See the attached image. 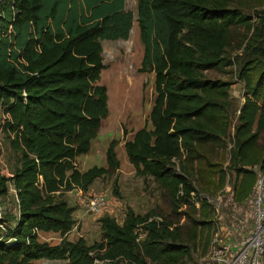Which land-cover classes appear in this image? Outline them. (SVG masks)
<instances>
[{
  "label": "trees",
  "instance_id": "1",
  "mask_svg": "<svg viewBox=\"0 0 264 264\" xmlns=\"http://www.w3.org/2000/svg\"><path fill=\"white\" fill-rule=\"evenodd\" d=\"M126 3L0 0V133L21 154L12 175L0 173V197L12 185L17 205L12 220L0 218V264H186L210 248L216 209L205 195L216 181L223 187L233 172L242 201L264 175V0H137V18ZM135 21L141 70L154 72L156 96L149 124L125 139V151L167 193L171 212L129 207L122 223L100 218V241L70 240L75 207L65 193L86 192L120 167L116 141L108 168L81 171L77 159L109 111L102 41L129 39ZM240 29L242 51L232 60ZM233 61L244 85L238 107L234 83L207 76ZM41 232L61 241H41Z\"/></svg>",
  "mask_w": 264,
  "mask_h": 264
},
{
  "label": "rangeland",
  "instance_id": "2",
  "mask_svg": "<svg viewBox=\"0 0 264 264\" xmlns=\"http://www.w3.org/2000/svg\"><path fill=\"white\" fill-rule=\"evenodd\" d=\"M127 8L132 10L137 18V0H127ZM250 13H254L250 11ZM127 40H104L103 62L100 84L108 92V114L102 120L98 135L92 140L91 150L78 157V168L85 171L98 165L109 167L107 162V148L116 141V154L120 161L119 169L111 170L108 174L98 178L86 192L73 190L65 193V199L70 206L75 207L74 219L76 224L70 231L68 238L77 240L84 237L89 244L101 240L100 218L109 214L122 223L127 208L131 207L137 213L156 210L168 215L171 212L170 199L160 184L151 177H143L130 163L125 151V139H131L135 131L147 126L149 114L154 104L155 74L141 70L144 55V45L140 39V29L137 21ZM234 31V30H233ZM243 29L234 31L232 60L242 51L239 48ZM210 78H220L232 81L230 92L235 98V107L243 102V83L237 79V67L233 61L231 66L223 70L207 72ZM124 130L127 131L125 136ZM21 154L15 151L5 134L0 133V173L10 176L18 167ZM226 157L218 153V159ZM226 162L224 165L226 166ZM235 177L230 172L226 184L221 187L218 182L211 187L207 196L215 207L216 229L211 236L208 252L204 254L203 246L186 259V264H228L239 247L252 232L253 208L251 195L246 199L237 200L234 193ZM119 193V194H117ZM92 195H102L107 202L101 214L87 212L85 200ZM8 213V218L17 213L15 189L9 187L7 196L0 197V215ZM59 233H44L41 241L58 244L61 241ZM225 252V261L216 259V252ZM38 264H69L64 260L42 259Z\"/></svg>",
  "mask_w": 264,
  "mask_h": 264
},
{
  "label": "built area",
  "instance_id": "3",
  "mask_svg": "<svg viewBox=\"0 0 264 264\" xmlns=\"http://www.w3.org/2000/svg\"><path fill=\"white\" fill-rule=\"evenodd\" d=\"M80 191V190H79ZM82 192V191H81ZM253 224L250 236L237 248L228 264H264V175L259 174L251 194ZM107 202L102 195H92L85 200L87 212L101 214ZM2 215H0V218ZM0 227L4 228L3 224ZM41 235V234H40ZM225 252H216V259L225 261ZM94 264H105L99 259Z\"/></svg>",
  "mask_w": 264,
  "mask_h": 264
},
{
  "label": "crops",
  "instance_id": "4",
  "mask_svg": "<svg viewBox=\"0 0 264 264\" xmlns=\"http://www.w3.org/2000/svg\"><path fill=\"white\" fill-rule=\"evenodd\" d=\"M126 7H127V5H126ZM135 24V23H134ZM134 27H135V25L133 26V28H132V31H133V29H134ZM132 31H131V33H132ZM243 101H244V98H243ZM42 233V232H41ZM40 233V234H41ZM44 233H50V232H44ZM69 236V235H68Z\"/></svg>",
  "mask_w": 264,
  "mask_h": 264
}]
</instances>
